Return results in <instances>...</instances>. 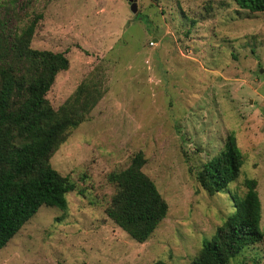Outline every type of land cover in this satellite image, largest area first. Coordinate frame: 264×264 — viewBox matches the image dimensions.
I'll return each mask as SVG.
<instances>
[{"label": "rangeland", "instance_id": "obj_1", "mask_svg": "<svg viewBox=\"0 0 264 264\" xmlns=\"http://www.w3.org/2000/svg\"><path fill=\"white\" fill-rule=\"evenodd\" d=\"M0 0L9 27L42 15L32 48L65 53L70 66L47 95L58 110L86 80L104 96L53 154L77 183L68 209L43 206L0 251V264H192L236 212L255 179L264 231V13L233 0ZM234 133L239 179L215 195L197 174ZM143 152V171L169 205L139 243L111 220L108 175ZM229 264H264V240Z\"/></svg>", "mask_w": 264, "mask_h": 264}, {"label": "trees", "instance_id": "obj_2", "mask_svg": "<svg viewBox=\"0 0 264 264\" xmlns=\"http://www.w3.org/2000/svg\"><path fill=\"white\" fill-rule=\"evenodd\" d=\"M233 1L242 10L264 13V0ZM41 19L42 15L36 16L14 29L0 15V251L41 207L66 211L69 193L84 194L76 182L52 167L51 158L104 96L102 81L86 80L58 110L51 105L47 95L70 62L65 53L32 48ZM146 163L139 152L128 168L108 175L115 193L106 213L139 243L147 242L169 213L157 185L143 171ZM243 164L231 133L223 151L204 166L197 180L215 195L239 179ZM244 186L245 196L235 197L236 212L212 239L204 241L192 264H229L264 240L258 182L246 179Z\"/></svg>", "mask_w": 264, "mask_h": 264}, {"label": "water", "instance_id": "obj_3", "mask_svg": "<svg viewBox=\"0 0 264 264\" xmlns=\"http://www.w3.org/2000/svg\"><path fill=\"white\" fill-rule=\"evenodd\" d=\"M128 1L130 7H131V11L136 15L138 16L139 15V12H138V9H137V1L138 0H126Z\"/></svg>", "mask_w": 264, "mask_h": 264}]
</instances>
